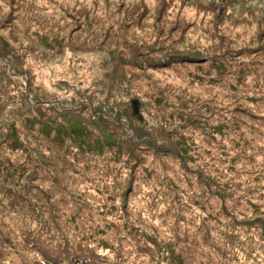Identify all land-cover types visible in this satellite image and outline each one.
<instances>
[{"label":"rangeland","instance_id":"374dc122","mask_svg":"<svg viewBox=\"0 0 264 264\" xmlns=\"http://www.w3.org/2000/svg\"><path fill=\"white\" fill-rule=\"evenodd\" d=\"M183 1L14 0L8 23L13 0H0V264H64L86 239L85 256L108 264L264 261V150L249 127L264 114V62L239 56L227 82L214 62L177 70L183 82L163 65L129 82L96 45L185 22L223 32L233 57L264 50V0ZM132 6L147 7L136 28ZM46 242L62 257L42 256Z\"/></svg>","mask_w":264,"mask_h":264},{"label":"trees","instance_id":"16d2710c","mask_svg":"<svg viewBox=\"0 0 264 264\" xmlns=\"http://www.w3.org/2000/svg\"><path fill=\"white\" fill-rule=\"evenodd\" d=\"M168 1L171 3L174 2V0H168ZM108 2L109 0H103V3L106 5V8L109 7ZM94 3H97V1H94ZM14 5L15 4L13 0L12 3L10 2V12L7 15H5V19L7 20L8 23H12L14 21V19L17 17V13L21 9L19 8V6L22 7V5L20 4L15 5V6ZM209 7L211 6L209 5ZM146 8L147 7L143 8V7H133L132 6L128 9L127 12H130L133 10V14L130 13L129 15V17H131V20L133 22L132 25L131 23H129L132 26V28H136L138 25L137 19H133L132 16L140 17V14L146 11ZM115 10L117 12L115 13L116 15L123 13L122 8L115 9ZM154 15L152 13L151 14L147 13L145 16L151 17ZM155 17H158V13ZM73 19H76V17L72 16V20ZM180 20H183V19L180 18ZM143 21L145 22V20ZM168 25L171 27H168V29H163V26H162L161 28H159L158 34L156 35L155 33H153V31L150 30L149 32H146V35L143 34L139 38H136L138 44H134L133 47L127 44L124 45L127 41L126 39H123V41H121L117 37L118 35H114L113 37H111V34L109 35L108 33H106L105 39L100 41V43H96V45L98 46V49H100V52L103 53L105 56H108V57L115 56L116 57L115 60L113 59L110 60L112 62V66L114 67V69L113 68L112 69L125 71L129 78V82L133 81L132 79H130L132 77V74H141V73L145 74L147 71H152L153 73H157L162 69L160 67L161 65H163L164 67V70H165L164 74L168 75V72H172L173 73L172 77H180L181 81L183 82V77L178 74L179 72H176L177 70H180V69L187 70L188 67H186V65L192 66V65L197 64L198 65L197 67L202 68V71H203L204 70L203 67H206L203 64L212 63V62L214 63L210 64L211 70L209 69L208 73L213 76L218 77V80H220L221 82H224V80H226L227 82L228 81L227 77H229V74L233 70H235L236 67L240 68V64L236 63V61H238L239 59V56H242L245 58L249 56L248 57L249 59L253 58V62L258 63L259 65H262V63L264 62V58L262 57L264 55V50L262 46L249 47L247 45L244 47H240V49H237V51H235L236 57H233L230 55L231 53L230 51H234L232 50V48L235 47V44H231L227 42L226 41V39H228L227 35H224V33L221 31H217V30L214 31L213 29L212 30L207 29L206 31L201 29L200 31L198 30V28L197 30H193V29L188 30L189 26L192 24H187L185 22L181 26H178L177 24H174V23H171ZM2 28L4 29V27ZM105 28L112 30L111 25ZM80 31H81L80 27L78 28L72 27V29H69L70 33L73 32L72 35L75 34V32H80ZM190 35L194 37H196V35L201 36L202 40L199 43L193 42L194 39L189 38ZM209 37H211L210 42L202 45L206 41V39ZM112 38L113 40H111ZM153 39L154 41L153 43H151V40ZM253 39L254 37H250L249 41H246V43L252 41ZM111 41H115V42L112 43ZM89 42L93 43V46H95V43L93 40ZM49 43L52 44L53 42H49ZM105 44H107V47H104ZM42 45L43 46L45 45L44 42ZM237 46L239 47V45ZM103 48L105 49V51L102 50ZM209 55H213V56L210 58L205 57ZM150 56H154V58L151 60H148ZM156 56H158L160 60L157 59ZM119 59H121L122 61ZM127 61H130V63H128ZM194 77L196 78L194 79V82L204 81L208 79L206 76L198 77V75L196 76V74H194ZM157 84H160L161 87L168 86L175 93L178 90V87L174 85L175 83H171L169 81L164 84L157 82ZM210 88H214V87H210ZM162 90L163 88H161V91ZM159 92H160V89H156V90L154 89V93H159ZM259 93L261 94L262 101L264 102V93H262V91H260ZM253 113L255 114V112ZM254 114H252L250 117L251 120L253 121V123L250 124L249 126L250 131L251 133L253 132L257 133L256 136L254 137L255 139H257V136L259 134L261 135V137L257 139V142L259 143L257 144L261 149L264 150V142H262L264 141V130H260V127L264 129V114H259V115L255 114V116ZM195 119H200V120H192L193 123L194 122L196 123V121L197 123L202 121L201 118H198V117H195ZM114 140L115 138H113V140L109 138V141L112 142L113 144H115ZM109 144L111 145V143ZM23 202H25L24 199H23ZM23 222H24V218L23 220H21L20 223L23 224ZM22 231H23V225L17 229L18 233H21ZM32 231L33 230H30L29 232L25 233L26 236L23 238V241L26 244L27 248L35 250V247L39 245V241L37 240V237L33 235ZM205 232L206 231H204V233ZM34 233L37 234V232H34ZM90 244L91 242H88V239H86V243H83V244L78 243L77 246H75L73 249L67 247V250L72 252L73 256L70 257L68 261L64 264H108V263H102L99 261H91L89 260L90 258H87L85 256L84 249L88 248ZM45 245L49 247V254L46 253V254H43L42 256H44L45 258H46V255H50L52 257H59V256L62 257V253H59V251L57 250L56 252L51 251V247L54 246L53 243L50 245V243L46 242V244H43L42 246L45 247ZM59 249H61L60 245H59ZM190 251L192 252L193 250H190ZM196 256H199V258H202V261L209 259L208 258L209 255L206 256L201 249H199V254L197 253ZM253 257L254 259L257 260L259 264H264V261L261 259L259 260L257 256L253 255L252 258ZM213 261L215 260L209 261L208 264H214ZM47 262L48 261L44 262V264H46ZM220 264H231V263L223 261Z\"/></svg>","mask_w":264,"mask_h":264}]
</instances>
